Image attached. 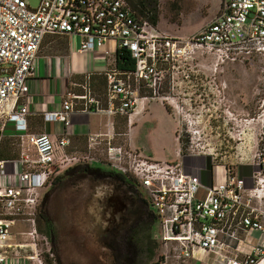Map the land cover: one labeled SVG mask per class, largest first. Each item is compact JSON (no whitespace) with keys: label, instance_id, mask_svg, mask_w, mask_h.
Segmentation results:
<instances>
[{"label":"built area","instance_id":"obj_1","mask_svg":"<svg viewBox=\"0 0 264 264\" xmlns=\"http://www.w3.org/2000/svg\"><path fill=\"white\" fill-rule=\"evenodd\" d=\"M49 35L77 36L82 53L104 50L111 41L115 52H130L135 69L122 73L114 65L104 72L106 105L94 97L87 74L81 92H67L61 109L46 112L44 122L68 128L73 113L95 111L127 117L131 124L139 102L157 99L176 106L175 96L161 91L186 90L192 81L188 65L198 50L222 62L264 59V0H222L220 13L189 38L157 30L137 16L128 0H39L37 8L30 0H0V136L14 123L35 152V157L23 153L16 160L0 159V264H45L36 244L11 242L12 228L19 221L34 226L56 177L94 160L95 137L89 138L87 154L72 156L65 153L70 145L65 131L57 142L48 134H28L30 80ZM180 153L176 160H157L111 140L104 150L105 163L156 211L151 213L161 239L151 264H264V211L258 207L264 196V154H258L251 187L226 168L219 178L214 165L213 183L199 199L200 176L186 173L182 162L196 156ZM9 166L13 173L7 172Z\"/></svg>","mask_w":264,"mask_h":264},{"label":"rangeland","instance_id":"obj_2","mask_svg":"<svg viewBox=\"0 0 264 264\" xmlns=\"http://www.w3.org/2000/svg\"><path fill=\"white\" fill-rule=\"evenodd\" d=\"M221 3L222 0H158L159 21L155 28L189 38L220 13ZM38 4L39 0H30L32 8H37ZM188 68L192 81L185 91L171 92L167 87L161 91V95L176 98V106L164 102L177 123L176 133L171 137L167 133L165 114L157 103L161 101L147 99L145 103L151 102L149 110L160 124L152 140L145 139L144 134L135 139L137 146L153 158L158 154L171 161L177 155L176 135L183 141L185 155L201 159L203 170L209 169L210 162L224 166L227 174H238L241 178H245L242 172L247 171L250 178L258 169V154H264V59L222 62L213 54L198 50ZM146 94L147 90H142V95ZM93 95L102 101L105 99L101 89H94ZM124 118L127 121V117ZM122 138L119 142L128 144L127 137ZM4 149L13 152V159L20 156L15 140L7 142ZM92 166L105 172L114 171L101 163ZM70 168L72 166L67 170ZM94 190L83 174L63 176L47 193L44 209L54 223V239L43 234L42 219L36 214L34 226L23 221L16 223L11 242L36 244L45 264H151L148 256L151 244L147 236H152L154 241L161 239L156 221L142 210L126 228L112 225L105 231L107 225L102 228V223L93 221L90 214ZM258 207L264 211V196ZM148 210L156 212L153 208Z\"/></svg>","mask_w":264,"mask_h":264},{"label":"crops","instance_id":"obj_3","mask_svg":"<svg viewBox=\"0 0 264 264\" xmlns=\"http://www.w3.org/2000/svg\"><path fill=\"white\" fill-rule=\"evenodd\" d=\"M79 44L80 39L74 35H49L45 37L36 61V75L30 80L28 134H48L54 142H57L65 131L70 140V145L66 148L65 153L72 156L87 154L89 152V138L95 137V143L97 144L91 151L94 160L89 163L90 165H85L93 168L92 165L95 163L107 165L104 160V150L108 140L118 144L120 143L119 140L126 136L129 145L133 149L141 150L137 146L135 139L144 134L145 139L152 140L153 133L158 128L160 121L154 119L153 114L149 110L151 102L148 104L145 102L140 104L139 102L136 108L137 112L131 117V124L122 116H108L103 112L95 111L73 113L70 116L71 124L68 128H65L61 123L44 122L43 115L46 112L61 109L67 92H81L80 86L85 83L87 74L91 75V79L93 78L90 83L93 91L94 89H101L106 92V87L102 85L100 77L104 76V72L115 65V44L111 41L106 43L104 50L109 51L110 55H105L104 50L82 53L79 51ZM102 103L106 105V100L104 99ZM157 103H159L162 112L165 114L164 121L168 128L167 133L171 137L176 133L177 123L166 110L164 103L159 101ZM11 140L18 142L20 148V156L18 158L13 159L11 156L13 152L5 151L4 149L6 143ZM174 140L177 142L178 147L176 159H179L181 156L180 143L176 135ZM63 152L61 149L58 150L60 157ZM23 153H28L35 157L34 148L29 144L27 134L17 131L14 123H8L5 131L0 136V155L2 156L0 159L16 160ZM142 153L147 155L143 151ZM147 156L152 157V155ZM154 159L164 160L165 158L156 154ZM182 160L185 172L200 176L202 181L203 187L199 189L196 197L199 199L205 198L207 187L213 183V177L215 176L214 165L209 162V169L203 170L201 159L197 157H185ZM224 168V166H216V174L220 176L219 178H221ZM219 169H222V171H218ZM7 172L13 173V167L9 166ZM113 172L117 173L115 170ZM247 173L249 172H242L245 175L247 187H251L252 182Z\"/></svg>","mask_w":264,"mask_h":264},{"label":"trees","instance_id":"obj_4","mask_svg":"<svg viewBox=\"0 0 264 264\" xmlns=\"http://www.w3.org/2000/svg\"><path fill=\"white\" fill-rule=\"evenodd\" d=\"M128 2L139 18L147 20L154 27L157 25L159 21L158 0H128ZM115 65L117 70L122 73L132 72L135 69V61L132 59L130 52L126 50H118L116 52ZM100 78L102 85H105L106 87V78L104 76H101ZM91 81H93V78L91 79ZM180 145L182 154H185V147L183 146V141L181 138ZM0 157L2 156L0 155ZM73 173L83 174L92 182H97L98 180H106L110 184H113L115 186V189L120 191V193L126 197V201L129 202L130 206L127 211H125L124 215H122L120 222L116 225V228H126L129 221L132 220L134 216L136 217V215H139L138 213H141L142 210H145L147 215L150 214L151 218L155 221V217L151 213V211L148 210L147 204L141 198H139L133 186L125 181V178L122 175L113 171H101L90 166H77L67 170L64 175L57 177L54 182L57 183L63 176ZM228 174L232 175V173ZM46 202L47 193L41 201L37 214L39 218L42 219L44 225L42 231L43 234L48 239L53 240L56 231L54 223L49 217L46 216V213L44 211ZM147 238L149 239V243L151 244V248L148 247L149 260L153 261L157 254V243L152 239V236L150 237V235H148Z\"/></svg>","mask_w":264,"mask_h":264},{"label":"flooded vegetation","instance_id":"obj_5","mask_svg":"<svg viewBox=\"0 0 264 264\" xmlns=\"http://www.w3.org/2000/svg\"><path fill=\"white\" fill-rule=\"evenodd\" d=\"M125 181L127 180L125 179ZM88 182L90 184V188L95 189L94 190L95 192L92 194L90 198L91 201V205L89 204V207L91 206L90 214L93 218V221L96 219L102 223L101 227L102 225H104L103 227L105 228V226L108 225V222L111 221L108 215L110 213L109 210L110 202L116 206L119 204V200H121L122 202H127L128 205L126 209L120 214V217L118 218L117 222L113 224V225H117V223L120 222L122 215H124L125 211H127V209L130 206L129 202L126 201V197L122 195L120 192L118 194L116 192L115 186L113 184H110L106 180H98L97 182H92L91 180L88 179ZM51 188L52 186L48 189L47 193L51 190ZM97 240L99 241V243L101 242V240L99 239ZM88 251L89 252L91 251L90 253L95 254L93 250H88Z\"/></svg>","mask_w":264,"mask_h":264},{"label":"water","instance_id":"obj_6","mask_svg":"<svg viewBox=\"0 0 264 264\" xmlns=\"http://www.w3.org/2000/svg\"><path fill=\"white\" fill-rule=\"evenodd\" d=\"M127 205H128L127 203L122 202L121 200H119V204L117 206L110 202L109 204L110 213L108 215L111 221L108 222L105 231H109L112 225L117 222L118 218L120 217V214L126 209Z\"/></svg>","mask_w":264,"mask_h":264},{"label":"bare ground","instance_id":"obj_7","mask_svg":"<svg viewBox=\"0 0 264 264\" xmlns=\"http://www.w3.org/2000/svg\"><path fill=\"white\" fill-rule=\"evenodd\" d=\"M140 104H141V102H140ZM218 171H222V169H219Z\"/></svg>","mask_w":264,"mask_h":264}]
</instances>
